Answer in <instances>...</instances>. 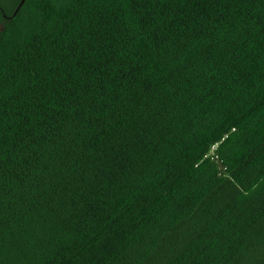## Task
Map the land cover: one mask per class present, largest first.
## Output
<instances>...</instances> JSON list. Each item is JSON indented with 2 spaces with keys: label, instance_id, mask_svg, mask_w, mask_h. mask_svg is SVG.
Segmentation results:
<instances>
[{
  "label": "trees",
  "instance_id": "1",
  "mask_svg": "<svg viewBox=\"0 0 264 264\" xmlns=\"http://www.w3.org/2000/svg\"><path fill=\"white\" fill-rule=\"evenodd\" d=\"M18 2L0 264H264V0Z\"/></svg>",
  "mask_w": 264,
  "mask_h": 264
},
{
  "label": "snow or ice",
  "instance_id": "2",
  "mask_svg": "<svg viewBox=\"0 0 264 264\" xmlns=\"http://www.w3.org/2000/svg\"><path fill=\"white\" fill-rule=\"evenodd\" d=\"M13 3H17L18 0H12ZM2 4H3V0H0V11H2Z\"/></svg>",
  "mask_w": 264,
  "mask_h": 264
},
{
  "label": "water",
  "instance_id": "3",
  "mask_svg": "<svg viewBox=\"0 0 264 264\" xmlns=\"http://www.w3.org/2000/svg\"><path fill=\"white\" fill-rule=\"evenodd\" d=\"M23 0H19V2H18V4H17V7L21 4V2H22ZM16 7V8H17Z\"/></svg>",
  "mask_w": 264,
  "mask_h": 264
}]
</instances>
